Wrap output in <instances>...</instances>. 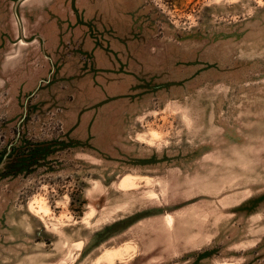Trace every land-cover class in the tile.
Segmentation results:
<instances>
[{"label":"rangeland","instance_id":"rangeland-1","mask_svg":"<svg viewBox=\"0 0 264 264\" xmlns=\"http://www.w3.org/2000/svg\"><path fill=\"white\" fill-rule=\"evenodd\" d=\"M0 264H264V0H0Z\"/></svg>","mask_w":264,"mask_h":264},{"label":"crops","instance_id":"crops-1","mask_svg":"<svg viewBox=\"0 0 264 264\" xmlns=\"http://www.w3.org/2000/svg\"><path fill=\"white\" fill-rule=\"evenodd\" d=\"M80 14V13H79ZM73 17H74V15H73ZM77 18H80L79 16H77ZM75 21L77 20L78 21V19H76V15H75ZM22 30H23V28H22ZM22 30L20 31V32H18V28H16V30L14 31V34H15V36H17V37H19V36H21V34H22ZM24 32V31H23ZM17 37H15V38H17Z\"/></svg>","mask_w":264,"mask_h":264}]
</instances>
